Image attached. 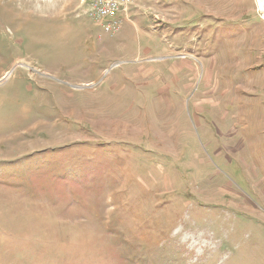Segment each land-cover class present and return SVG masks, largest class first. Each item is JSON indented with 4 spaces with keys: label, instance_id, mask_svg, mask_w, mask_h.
<instances>
[{
    "label": "rangeland",
    "instance_id": "1",
    "mask_svg": "<svg viewBox=\"0 0 264 264\" xmlns=\"http://www.w3.org/2000/svg\"><path fill=\"white\" fill-rule=\"evenodd\" d=\"M0 0V264H264V4Z\"/></svg>",
    "mask_w": 264,
    "mask_h": 264
},
{
    "label": "built area",
    "instance_id": "2",
    "mask_svg": "<svg viewBox=\"0 0 264 264\" xmlns=\"http://www.w3.org/2000/svg\"><path fill=\"white\" fill-rule=\"evenodd\" d=\"M130 2L131 0H83V15L91 18L101 28L102 34L114 36L122 30L124 20L121 14L128 9Z\"/></svg>",
    "mask_w": 264,
    "mask_h": 264
},
{
    "label": "bare ground",
    "instance_id": "3",
    "mask_svg": "<svg viewBox=\"0 0 264 264\" xmlns=\"http://www.w3.org/2000/svg\"><path fill=\"white\" fill-rule=\"evenodd\" d=\"M258 1H259V3H260L261 9H262V6H263V4H264V0H258Z\"/></svg>",
    "mask_w": 264,
    "mask_h": 264
}]
</instances>
